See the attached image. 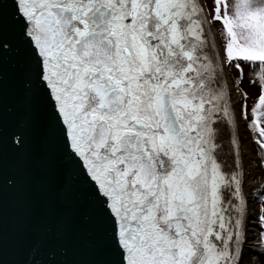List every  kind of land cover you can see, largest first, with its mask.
<instances>
[{
    "label": "snow or ice",
    "instance_id": "1",
    "mask_svg": "<svg viewBox=\"0 0 264 264\" xmlns=\"http://www.w3.org/2000/svg\"><path fill=\"white\" fill-rule=\"evenodd\" d=\"M7 2L0 195L54 170L76 188L99 264H264V188L249 213L225 75L236 69L238 89L245 65L259 69L258 103L251 120L241 103L239 120L264 167V0ZM49 240L40 264H61L57 234Z\"/></svg>",
    "mask_w": 264,
    "mask_h": 264
},
{
    "label": "water",
    "instance_id": "2",
    "mask_svg": "<svg viewBox=\"0 0 264 264\" xmlns=\"http://www.w3.org/2000/svg\"><path fill=\"white\" fill-rule=\"evenodd\" d=\"M6 16L10 3H5ZM5 105L14 101L11 77L5 78ZM238 134V133H237ZM11 155V145L5 144ZM91 226L82 220L74 185L60 186L54 170L18 177L15 189L0 195V264H40L52 251L49 232L60 241L55 249L61 264H99L106 257L89 241ZM62 250V251H61Z\"/></svg>",
    "mask_w": 264,
    "mask_h": 264
},
{
    "label": "bare ground",
    "instance_id": "3",
    "mask_svg": "<svg viewBox=\"0 0 264 264\" xmlns=\"http://www.w3.org/2000/svg\"><path fill=\"white\" fill-rule=\"evenodd\" d=\"M212 34L213 36H217L216 31H214V28L212 29ZM217 41V38H216ZM220 44V42H219ZM218 41H217V45ZM229 72L225 73L226 77H227V82H228V87L232 92V105L233 107L236 109V115L238 117V129H237V133L238 136L240 133H242L241 131L244 130V122H242L241 120L239 121V108H240V104L242 103L241 97L239 96V93H241V89H237L234 86L233 81L231 80V76L228 75ZM240 131V133H239ZM249 137V136H248ZM247 136L241 135L239 140H240V152H241V158L243 161L247 160V161H251V164H247L245 162H243V171H244V177L246 180L245 183V190H246V197L249 200V213H252L257 207L258 205L253 203V199H254V193L261 189L262 184L259 182H256V180L254 179L255 177H261L264 176V169L263 167L260 166V162L259 159L256 155V151L254 148V144L250 141V139ZM245 158V159H244ZM249 177V178H247ZM249 179V180H248ZM249 223L251 224V221H249ZM256 231L255 228L253 227H249L248 229V234L250 237L253 236V233ZM253 244H255V240L254 238L250 239L248 244L246 245V247H252ZM254 251H258L259 249H253Z\"/></svg>",
    "mask_w": 264,
    "mask_h": 264
},
{
    "label": "rangeland",
    "instance_id": "4",
    "mask_svg": "<svg viewBox=\"0 0 264 264\" xmlns=\"http://www.w3.org/2000/svg\"><path fill=\"white\" fill-rule=\"evenodd\" d=\"M204 3L210 7L211 0H204ZM218 27L219 26L214 27V31H216V34H217L216 38H217V41H218V44H219V42L221 43L222 41H221V37L218 35ZM225 71L229 72L228 75L231 76V80L232 81H234L235 79H238V73H237L236 69H234V68L231 69V70L225 69ZM243 71H244V78H243V82L239 85V89H241L242 93H245L246 96H247L246 101H243L242 99L241 100H242V103L246 104L247 111H248V114H249V120H251V118H252L251 117V113H252L253 106L258 103V99L257 98L260 95V88H259L258 84L256 86H253L250 83V80L252 79L254 73L259 72V69L258 68L248 67L247 65H245L244 68H243ZM239 111H240V108H239ZM239 116H240V112H239ZM241 121L244 122L243 120H241ZM243 125H244V130L241 131L242 133H240V131H239V133H240L239 135L240 136L244 135V136H247V137L249 136L248 138L254 144L256 155H257V157L259 159V154H258V151H257L256 143L253 140V134H251L249 132V130L245 126V122H244ZM243 162H244V164H245V162L247 164L248 163L251 164V161L249 162V161L245 160ZM263 169H264V167H263ZM247 178H249V177H247ZM254 179L256 180V182H259V183L262 184L261 189L264 188V176H262V178L261 177H255ZM246 180L247 179H245V177H244V194L245 195H246V190H245Z\"/></svg>",
    "mask_w": 264,
    "mask_h": 264
}]
</instances>
